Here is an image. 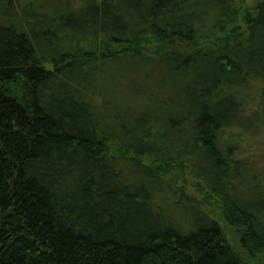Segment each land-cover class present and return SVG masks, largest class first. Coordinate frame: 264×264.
I'll list each match as a JSON object with an SVG mask.
<instances>
[{
	"label": "trees",
	"instance_id": "16d2710c",
	"mask_svg": "<svg viewBox=\"0 0 264 264\" xmlns=\"http://www.w3.org/2000/svg\"><path fill=\"white\" fill-rule=\"evenodd\" d=\"M0 264H264V0H0Z\"/></svg>",
	"mask_w": 264,
	"mask_h": 264
}]
</instances>
